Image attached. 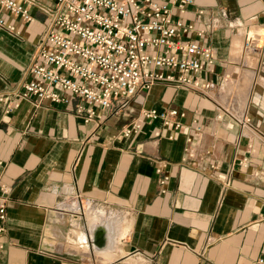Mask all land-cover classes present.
I'll use <instances>...</instances> for the list:
<instances>
[{"label": "crops", "instance_id": "0c3cea01", "mask_svg": "<svg viewBox=\"0 0 264 264\" xmlns=\"http://www.w3.org/2000/svg\"><path fill=\"white\" fill-rule=\"evenodd\" d=\"M28 1L34 20L3 12L14 31L0 29V160L9 191L0 264H256L264 245V41L249 49L244 42L246 30L264 29V0L172 9L194 27L185 39L211 47L213 70L201 80L214 86L154 85L124 106L94 107L87 122L75 107L88 106L71 96L5 110L29 79L52 5ZM238 44L246 51L237 56ZM149 107L180 109L178 130L153 121L124 137L121 128Z\"/></svg>", "mask_w": 264, "mask_h": 264}, {"label": "built area", "instance_id": "2783aa9c", "mask_svg": "<svg viewBox=\"0 0 264 264\" xmlns=\"http://www.w3.org/2000/svg\"><path fill=\"white\" fill-rule=\"evenodd\" d=\"M49 1L47 22L27 67L29 79L12 93L15 99L7 104V112L23 100L37 105L63 104L71 96L88 106L77 103L75 107L76 114L84 113L87 122L95 113L94 107L106 110L114 102L124 106L135 94L154 85L201 92L214 86L201 80L202 74L213 70L211 47L184 38L194 27L180 15L194 0ZM28 2L0 0V29L14 31L3 12L31 23L34 18ZM174 8L180 15L172 13ZM246 32L244 47L257 46L250 44ZM260 35L255 36V42L260 41ZM183 116L180 109L143 108L135 121L121 128V134L130 137L143 123L153 121L178 130ZM5 165L0 160V236L7 224L9 191L1 177ZM164 181L162 178L160 184ZM2 247L0 241V252ZM256 264H264V245Z\"/></svg>", "mask_w": 264, "mask_h": 264}, {"label": "bare ground", "instance_id": "6f19581e", "mask_svg": "<svg viewBox=\"0 0 264 264\" xmlns=\"http://www.w3.org/2000/svg\"><path fill=\"white\" fill-rule=\"evenodd\" d=\"M256 29V30H255ZM253 28L252 30H250L249 32H248V36H247V38L249 39V42H250V44H252V43H254L255 42V36H257V35H259V33H261L262 32V28ZM262 41V40H261ZM237 48H236V50H235V54L237 53V56H238V54H239V52L241 51V55H242V52H243V50L244 51H246L244 48H243V50H242V46L241 45H237L236 46ZM250 48V47H249ZM249 48H247V49H249ZM256 50V49H255ZM242 57V56H241ZM247 76V75H246ZM243 82H245L246 84V88L247 89H249L248 87H249V82H248V79H244V81ZM248 84V85H247ZM244 88V87H243ZM247 89H242L241 91H239L238 92V97H240V98H242V100H245L246 99V94H247ZM231 92V91H230Z\"/></svg>", "mask_w": 264, "mask_h": 264}, {"label": "rangeland", "instance_id": "374dc122", "mask_svg": "<svg viewBox=\"0 0 264 264\" xmlns=\"http://www.w3.org/2000/svg\"><path fill=\"white\" fill-rule=\"evenodd\" d=\"M261 35H260V41L258 42V41H256V42H254V44H256V45H258V46H262V44H263V41H264V39H263V36H264V29H262V32L260 33ZM262 40V41H261Z\"/></svg>", "mask_w": 264, "mask_h": 264}, {"label": "water", "instance_id": "95a60500", "mask_svg": "<svg viewBox=\"0 0 264 264\" xmlns=\"http://www.w3.org/2000/svg\"><path fill=\"white\" fill-rule=\"evenodd\" d=\"M98 237H99V233H98V234H96V239H98Z\"/></svg>", "mask_w": 264, "mask_h": 264}]
</instances>
